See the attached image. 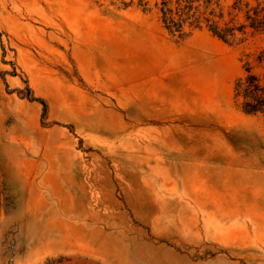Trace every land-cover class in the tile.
I'll return each mask as SVG.
<instances>
[{"label":"rangeland","instance_id":"obj_1","mask_svg":"<svg viewBox=\"0 0 264 264\" xmlns=\"http://www.w3.org/2000/svg\"><path fill=\"white\" fill-rule=\"evenodd\" d=\"M0 0V264H264V0ZM42 100L45 103L43 106Z\"/></svg>","mask_w":264,"mask_h":264},{"label":"trees","instance_id":"obj_2","mask_svg":"<svg viewBox=\"0 0 264 264\" xmlns=\"http://www.w3.org/2000/svg\"><path fill=\"white\" fill-rule=\"evenodd\" d=\"M140 4H145L141 3ZM217 3V0L214 1ZM158 10L163 27L170 33H182L187 24L193 27H200L201 21H205L208 30L223 41L235 37V30L241 31L242 25L238 27H221L214 17H220L210 8L212 0H160ZM264 9V8H263ZM249 25L253 28L264 29V17L258 18L254 11V16L246 15ZM264 61V58H260ZM236 95L241 98L240 108L246 114H264V84H261L257 76L250 71L248 65L245 66V75L236 85ZM45 107V103L40 100ZM4 193L3 184L0 180V202Z\"/></svg>","mask_w":264,"mask_h":264}]
</instances>
